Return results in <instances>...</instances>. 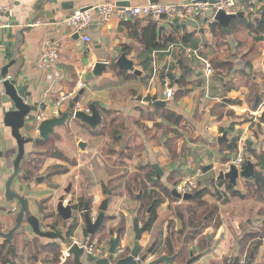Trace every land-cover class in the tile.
<instances>
[{
  "label": "crops",
  "instance_id": "0c3cea01",
  "mask_svg": "<svg viewBox=\"0 0 264 264\" xmlns=\"http://www.w3.org/2000/svg\"><path fill=\"white\" fill-rule=\"evenodd\" d=\"M105 1L111 0H0V6L6 9L4 20L11 26L10 28L0 29V212L2 210L11 211L10 220L0 221V232L2 233L7 234L13 229L16 217L20 212V205L18 202L8 203L3 200L5 186L13 174V164L18 155V146L15 139L12 137L11 129L6 127L3 123L5 114L15 110L14 104L5 95L2 86L5 80L2 77V72L5 67H9L7 78H11L10 80H17L18 86L28 87L26 93H29L31 96L26 99V102L32 107V113L29 119L32 127L31 131L35 138L38 137L36 128L40 123H38L34 117L38 112L41 110L47 111L48 114L52 115L49 117L51 119L54 117L52 113L56 109V104L61 101L64 96L74 95L71 99L63 102L59 110V117H57L60 118L63 114L71 110L74 99L84 91L79 101L84 109H88L92 102L99 101L108 105V109L104 110L99 108L103 117V112L110 111L112 113L111 117H125L126 122L133 120L140 121V123L144 125V128L148 130L146 133L150 131V136L147 137V134L140 130L142 128H137L134 122L132 124V130L130 124L128 126L126 125L131 135L136 139V143L134 142L129 146L141 144L145 150L141 157L134 155L133 158H129L124 155L120 158V156H116V154L113 157L119 158L122 162H125L124 167H128L129 161L134 159L147 160L148 162L145 167L150 166V164L152 168L153 165H158L164 172L163 179V176L160 179L157 173L159 180L171 191L175 188L177 182L170 183V178L177 177L183 180V178L187 176L195 177L198 183V178H200L203 188H212V184L216 185V183H218L217 179L220 173L228 172L232 162L238 156H242L243 158L245 156V160L252 161L258 165L257 168L261 165L259 158H249V156L245 154V145L248 142L253 143L250 147L257 152L258 156H264V124L260 122V117L264 113V98L260 106L253 111L247 102L248 91L246 89L242 88L240 90H232L231 92L225 93V87L216 80L215 74L209 83V89H207L202 64L193 57V54H188L186 52L187 49H189L191 53L196 51L198 55L210 61L204 54H212L213 50L215 51L211 27L205 26L202 22L196 21L188 16L185 19L177 21L162 19L159 22H153L151 20V22L158 25L160 30L159 38L162 40V43H170H167L168 46L164 50H157L149 53L145 50L143 44L129 35L130 32L123 22L125 20H122L119 14H116L106 23H101L99 20L94 21L93 26L96 25L98 27L93 30L90 28V36L92 39L90 45L84 44L81 39L75 40L72 32L63 25V21L74 11L88 9L104 3ZM114 1L126 3L122 7L131 8L149 3L177 5L194 0ZM127 3L129 6H127ZM247 6L248 5L242 4L236 7L234 12L244 13L245 16H248L250 14V9ZM260 7H264V5H259L257 8L259 9ZM132 19L134 18H129L128 21ZM35 23L37 24L35 25ZM142 26H146V23H143ZM253 39L259 46L261 45V47H263L262 50H264V35L253 37ZM48 40L57 42L60 45V61L56 70L53 71L44 70L42 68V61L46 51V42ZM122 54H125L127 58L134 63L135 70L139 71L141 73L140 75H135L133 72L121 71L112 62L113 56L120 57ZM261 55L263 58L262 67H259V69L255 71L258 72L259 75L262 73L264 74V51ZM99 61L108 62L110 64L108 69L101 77L87 81V75ZM182 61L190 66L187 70H191V72L187 75H191L189 81L193 83L191 81L193 80V84H195V87L194 85L190 87V95H195L196 98V103L194 105L191 103L192 106L188 105L190 103V95L177 103L173 101L174 99L166 101L164 97L166 87L162 75L166 74L165 71L167 72L172 65H179ZM113 66L117 67L118 71L112 70ZM185 71L181 72L179 68L175 69L178 77ZM122 72L128 76H133L135 79L124 81L120 76ZM230 79L225 78V81H229ZM107 80H109L108 86L104 87L102 82H106ZM117 82H121L122 85L120 86ZM254 83L260 85L262 84V80L256 77L254 78ZM174 88L177 93L178 87L175 86ZM115 89H117L116 92H118L119 89L126 90L127 93L123 94L125 98H115V93L113 92ZM134 91L138 94L134 95ZM207 93H209V98L206 97ZM184 100L186 101L183 102ZM158 101L166 102V105L154 106ZM223 102L228 103V105L224 110L225 114L219 117L218 113L222 110L218 109V105ZM201 104L204 107L203 111H205V116L199 115L197 118L195 111H193L192 116L187 114V112H191L193 107H198ZM161 107H166L167 109L175 111L178 115L185 116L184 124H188L186 127L192 129V133H196L195 137H191L190 141H192V144L187 145L189 138L186 139L187 141H181L178 151L176 150L173 156L166 147L167 138L164 139V141H162V138H159L157 142L154 141L158 137V131L161 130L156 128L155 125L165 122L160 118H157L156 121H148V118L146 119L140 113L143 111L144 114H155L157 117L156 110ZM187 107L189 109L184 111ZM74 122L82 123L90 131L95 130L97 137H103L102 135H98L101 131V126L97 129H91L81 121ZM184 124H182V127H184ZM163 125L168 126L167 124ZM232 126H235V130L230 133V128ZM56 129L51 134L50 139L53 134L56 133ZM226 131H228L229 142L219 144L218 140ZM256 133L259 135L257 138ZM235 137H239L238 152L231 154L229 145H233L231 140ZM119 138L120 144H123L125 142L124 136H120ZM50 139L48 141H43V143L37 146H27V155L21 165L22 174H25L27 170L25 169V165L28 161V157L34 153H44L41 149L46 148L51 141ZM201 141L206 145V148L203 150L206 152L205 154H212V159L214 158L208 163H201L200 160L193 159L195 154L199 153V150L193 148L200 146L199 143ZM85 152H82V154ZM189 153L190 155L188 156ZM109 154L112 155L111 153L105 155L110 157ZM48 157L47 159L56 158L53 155H49ZM58 157L60 158H56L55 160L60 161L61 158H63L61 156ZM125 160H127V162ZM205 168L209 170L205 171ZM41 169L40 167H35L34 172L37 170L35 173L31 170L33 176L28 183L33 186V190L23 194L30 202L31 213L38 216H41L43 211L41 208L43 200L51 197V184L55 176L53 172L52 175L48 173L46 176H43L41 175L43 169ZM68 173L69 169L57 174L65 176ZM36 178H44L45 181L39 185L35 182ZM19 182L26 183V181L24 182V179L21 178ZM245 185L246 181L240 179L238 181V186L235 188L246 194ZM18 188L19 185H16L13 190L18 191ZM221 189L224 190V188ZM218 190L219 189L215 188L213 191L212 188L211 194L213 197H217L216 194L218 195ZM167 200L169 201V204L166 203L168 209L175 204H185V202L181 200H177L178 202L172 201V203L169 199ZM207 201L209 202V200ZM162 206L163 204L159 208ZM253 206H261V204L252 199H231L229 204L225 205L223 208L219 207L221 212L223 210L226 212V214L220 216L222 224L219 228H208L201 236L202 238L205 237L208 239V248L205 251L210 250V252L195 264H224L225 259L229 261V259L233 260L238 257L240 253L239 242L243 235L256 232L262 227V223L255 213L256 210L253 211L251 209ZM15 208H17V212L14 213L12 209ZM170 222L174 223L175 230L179 229L180 224L174 217V213L173 215L171 213L169 218H165L162 221L157 218L154 224L151 225L150 230L143 236L141 242L143 251L146 252L156 240L159 241L158 246L160 245L162 241L161 235L162 233L164 235L168 234ZM120 229L123 230L121 235V249H124V247L126 248L128 239L130 240L131 238L130 234L133 233L132 236L134 240L135 234L134 230H125V228ZM120 229L115 232V235ZM16 234L13 239L15 249L18 248L15 242ZM28 236L31 239V243L36 238L30 235ZM111 238L110 236L107 242L108 245ZM151 239H153V242L148 244L147 241L150 243ZM4 241L5 240L0 237V244ZM82 241L79 243H83ZM58 244L61 246L62 250L69 247L67 244L61 242ZM29 245L31 244L29 243ZM29 245L26 248H29ZM192 249L195 250V255L205 252L201 251L197 246H193ZM161 254L156 255L150 261L160 257ZM15 258L16 264H28L25 262L21 263L17 253ZM259 258L264 262V245L258 249L255 255L256 262L262 264ZM30 260L32 262L31 264H44L46 261L36 253L32 255Z\"/></svg>",
  "mask_w": 264,
  "mask_h": 264
},
{
  "label": "trees",
  "instance_id": "16d2710c",
  "mask_svg": "<svg viewBox=\"0 0 264 264\" xmlns=\"http://www.w3.org/2000/svg\"><path fill=\"white\" fill-rule=\"evenodd\" d=\"M250 9V14L248 16H243L236 20L231 21L230 29L231 34L228 35L223 27L215 23L211 26V33L214 38V47L212 54H204L210 59L212 66L215 69V78L225 87V93L231 92L232 90H240L242 88L248 91L247 102L251 106L252 110H256L263 101L264 98V74L252 75L253 71V61L254 58L261 54L262 51H259L261 45L259 46L253 37L264 35V7H251L247 6ZM257 8V9H256ZM126 28L129 30V35L136 39L138 42L143 44L145 50L149 53H152L157 50H164L167 48L170 42L162 43V40L159 38V28L158 25L151 22L150 19L143 18H134L131 21H123ZM143 23H146V26H142ZM248 50V51H246ZM235 52V53H234ZM240 54V55H239ZM239 58V65L236 66L235 61ZM179 68L181 72L190 68L188 64L182 61L179 65H172L168 71L162 75V79L168 76L172 85L178 87V91L174 96L175 101H179L191 92L190 87L193 85L189 81L191 75L184 76L183 74L180 77L177 76L175 69ZM112 70L118 71L117 67H112ZM124 81H130L135 79L133 76H128L125 73H120ZM231 77V79H230ZM260 78L262 84L254 83V78ZM225 78H229V81H225ZM138 94L134 91V95ZM237 104V103H236ZM228 103H220L218 109H221L218 113V116H223L224 110L226 109ZM230 105V104H229ZM235 105V104H234ZM155 106V105H154ZM141 111V110H140ZM104 117L102 115L101 131L98 135L106 136L110 132L113 140L116 144H120V136H123L121 133L123 130H127L126 127V118L125 117H111L112 113L105 111ZM148 121H156L157 118H160L165 123L156 124L155 127L158 129L166 128L167 124L169 127H180L184 124L185 119L183 116L178 115L175 111L167 109L166 107H161L156 110L157 117L149 113L144 114L143 111L140 112ZM260 122L264 124V113L260 117ZM134 123L139 128L144 127L140 121H134ZM188 125V124H187ZM186 124L183 126L186 127ZM235 126L230 128V133L234 132ZM169 130V128H167ZM95 130H92V132ZM259 135L256 133V138ZM170 140H175L174 137H170ZM178 140V139H177ZM167 140L166 147L173 156L175 150L169 145ZM138 157L142 156L145 148L138 144ZM229 150L231 154L238 152V148H235L234 145H229ZM246 155L249 158L254 157L258 158L257 152L250 146L245 145ZM136 146H127L125 148L124 154L121 153L120 158L124 155L129 158L136 156ZM111 157L115 156V153H111ZM122 156V157H121ZM248 158V159H249ZM247 159V158H246ZM245 160V156H244ZM248 161L245 160V166ZM124 165V163H121ZM244 166V167H245ZM258 166V165H256ZM147 171V179L152 184L149 187L147 184L142 183L139 176H134V179H131L127 184L128 193L132 194L133 192H138L140 190L144 191L146 196L152 199V208L153 215L150 220V227L157 220V209L164 204V201L170 199L173 202H178L172 195V192L169 188L162 185L157 172L152 168V166H147L143 168ZM209 170L205 168V171ZM24 172V171H23ZM26 177L30 179L33 175L30 170L25 172ZM170 183L181 182L182 179L177 180V177L170 178ZM246 181V194L242 193L240 190L233 187L227 181H218L216 185L212 184L213 190L216 189H225V194L220 196L222 205H227L231 202V199H240L248 200L252 199L261 206H253L251 209L255 211L259 217L262 227L256 232H250L243 235L240 240V253L239 256L233 259V264H239L240 260L244 257L247 258V261L250 260L252 254H257L258 249L263 245L264 242V171H258L255 177L251 180ZM212 188H203L199 187L194 192L195 197L185 202L184 210L176 209L174 212V217L178 220L180 227L178 230H175L173 222L169 223L168 234L164 235L162 233V241L156 250V255H167L170 257H175V264H187L190 258V252L195 251L192 249L193 246H197L201 251H205L208 248V239L201 236L204 232L210 228H219L222 224L220 215H218V209L220 206L215 207L213 211L209 210L210 203L207 201L206 197L212 195ZM159 190L161 198H158L157 191ZM219 195V192H218ZM149 227V228H150ZM150 230V229H149ZM196 242V244H195ZM36 250L44 249L46 252L53 256L52 260H46L44 264H59L60 257L62 255V248L60 245L53 246H44L41 245L39 239L31 243ZM29 245V244H28ZM15 248L14 242L4 241L0 244V264H16V258L13 257L12 250ZM33 260V258H32ZM226 264L228 259H225ZM66 264H73L70 259Z\"/></svg>",
  "mask_w": 264,
  "mask_h": 264
},
{
  "label": "rangeland",
  "instance_id": "374dc122",
  "mask_svg": "<svg viewBox=\"0 0 264 264\" xmlns=\"http://www.w3.org/2000/svg\"><path fill=\"white\" fill-rule=\"evenodd\" d=\"M262 48L263 47H260L259 51L263 52L264 50H262ZM261 56L262 55L259 54L254 58L253 71H251L252 75L258 74V72L255 71L259 69V67H262L263 58ZM235 64L236 66L239 65V58L235 61ZM191 81L194 83L193 80ZM108 83L109 80H107L106 82H102V85L104 87H107ZM117 83L120 84V86L122 85L121 82H117ZM193 83L191 84L193 85ZM116 90L117 89L113 90V92L115 93L114 94L115 98L117 99L120 97L125 98L123 94L127 93L126 90L119 89L118 92H116ZM190 97H191L190 103L188 105L192 106L191 103H193L194 105L196 103V98L195 95L192 96L190 95ZM183 99L179 101H175V100L173 101L177 103L182 101ZM185 101L186 100H184L183 102ZM203 108L204 107L201 104L198 107H193L191 112L190 113L187 112V114L192 116L193 111H195L197 118L199 115L205 116V111H203L204 110ZM187 109L189 108L188 107L185 108L184 111ZM133 122L134 120L126 122L127 126L130 124L131 130H132ZM141 128L142 129L140 130H142L143 133L147 134V137H149L150 131L146 133L148 130L145 129L144 127ZM167 128H169V130ZM91 131L80 122H74L72 120L68 121V123L63 127H59L58 129H56V133L53 134L49 144L46 146V148L41 149L42 151H44V153L38 152L28 157V161L25 165V169L30 171L32 170L34 172L35 167H40V169L41 168L43 169V170L41 169L43 172L41 173V175L43 176H46L48 173H50V175H52V172L55 173V176L52 179V184H51V191H50L51 197L48 199H44L41 206L43 211L40 217H42L44 221L43 228L45 230H51L52 228H55L57 229L58 233L64 236H66L68 230H72V232L69 235L72 237L69 239H71V241L74 242L75 241L81 242L82 240H83L82 242H84L87 236L85 234V223L81 217H77L74 221L71 220L68 221L67 223H64L62 219L56 215L57 213L56 207L59 201V196L64 193V188L68 184L73 183L74 191H76L78 195L80 194L83 195V199L85 201L88 200L91 206L95 208V210L98 208L99 203H101L103 200L108 198L106 189H109L113 193V196L109 198V208L106 213L107 220L104 223L103 231L101 234L95 237V239L97 238L100 241L97 242V239L96 240L94 239L92 242L94 243L95 246L96 245L101 246V249H103L104 256H106L109 249V245L107 242L110 238V231L117 232V230L120 228H125V230L129 229L130 231L133 230L132 229L133 219L135 217H138L140 223L143 224V222L147 221L148 219L147 210L151 209L150 205L153 204L152 199L147 197L145 192L142 190L138 192H133L132 194L128 193L127 184L130 182L131 179H134V176H139L142 183L144 184L147 183L149 187H151L152 184L147 179V171L140 169V168H146L145 166L146 163L148 162L147 160L134 159L129 161L128 167H124V165H121V163H125V162H122V160H120L119 158L111 157V156L108 157V155H105L108 153H115L116 156L121 155V153L124 154L123 152L125 151V148L127 146L132 145V143L134 142L136 143V139L131 135L129 129L123 130L121 132L125 138V142L123 144H116L112 136H110V132L106 136L102 135L103 137H97L96 134ZM158 132H159L158 137L154 141L157 142L159 138H162V141H164V139L167 138L169 141L170 137H174L175 140L173 141L170 140L168 144L171 145V147L175 151L176 150L178 151L181 141H187L186 139L188 138H189V142L187 143V145L192 144V141H190L191 137L192 136L195 137L196 135V133L195 134L192 133V129H190L189 127H182V126L180 127L166 126V128L163 129L161 128V130ZM80 142L86 143V148H85L86 152L84 154H82L83 151H81L79 147ZM199 145L200 146L193 148L199 150V153H196L193 159L194 160L198 159L200 160L201 163H208L209 161H212L214 159V158L212 159V154L206 155L205 154L206 152L203 151L206 148V145L203 144V141H201ZM137 146L138 145H136V152L135 151L134 152L138 156ZM49 155H53L56 158H60L58 156H61L63 157L61 158V160L63 161L61 160L57 161L55 160L56 158L47 159ZM189 155L190 153L188 154V156ZM125 161L127 162V160ZM67 169H69V173L67 175L63 176L57 174ZM163 178L164 176L162 177V179ZM198 181H199V187H203L202 183L200 182V178H198ZM161 184L164 185L162 182ZM156 191L158 194V198H161V194L159 190ZM218 191H219V195L216 194L217 196L216 198L213 197L212 195H208L206 197V199L209 200L210 203L209 205L210 211H213L217 206H220V208L224 207V205L221 204L223 198L220 199V196L222 197V195L225 194V189L224 190L219 189ZM170 202L172 203L171 200ZM166 203L169 204V201L168 200L164 201L163 206L159 208L157 211V218L160 219V221H162L165 218H169V216H171V213L173 215L176 209L184 210V208L186 207L185 204L182 205L175 204L168 209ZM141 204L144 205V210L138 216V210ZM220 208L218 209V215L221 216L223 214H226L224 210L221 212ZM10 213L11 211L2 210L0 212V221L10 220ZM75 229L77 230L75 231ZM130 235L131 238L130 240L128 239L126 248L124 247L125 255L129 254V252L131 251L134 245L135 240L132 236L133 233H131ZM39 241L44 246H51V245L53 246V244L59 245L58 243H60V241L59 242H51L48 240H39ZM15 242L17 243V247H18L16 249V253L18 254V259L19 261H21V263L25 262L31 264L32 262L30 258L35 253L44 260L53 259V256L48 252H46L44 249L36 250L33 245H29V248H26L28 244L31 242V239L29 238L28 234L25 232L24 228H22L16 234ZM152 242L153 239L150 240V243L147 241L148 244H151ZM260 262L264 264V262H262V259H260ZM224 264H226L225 261ZM253 264H258L256 262V259H254Z\"/></svg>",
  "mask_w": 264,
  "mask_h": 264
},
{
  "label": "water",
  "instance_id": "95a60500",
  "mask_svg": "<svg viewBox=\"0 0 264 264\" xmlns=\"http://www.w3.org/2000/svg\"><path fill=\"white\" fill-rule=\"evenodd\" d=\"M208 1V0H203ZM156 2V1H155ZM211 5L219 4L220 1H208ZM126 3L117 2L119 7L124 6ZM127 6L129 4L127 3ZM216 11V9H214ZM245 16L244 13H234V14H227L224 11H218L216 13V22L220 24L224 31L230 35V23L233 20L241 18ZM165 19V17H163ZM98 26L92 25L91 30L97 28ZM73 38L75 40H80L79 34H74ZM112 62L124 72H133L135 75H140L141 73L135 70L134 63L130 61L125 54H122L120 57L113 56ZM109 63L105 61H99L94 65L92 71L87 75L86 80L90 81L95 78H99L104 75L105 71L109 67ZM8 68L5 67L2 72V77L5 79L2 83V86L5 91V95L9 98V100L14 104L15 110L7 112L4 117V125L11 129L12 137L15 139L17 146H18V155L14 161L13 167V174L9 178L5 186V195L3 200L11 203V202H18L20 205V212L16 217L15 226L13 229L5 234L0 232V237H2L5 241H12L16 233H18L22 228H24L25 232L33 237H36L39 240H48L51 242H61L63 244H67L69 247V254L73 260L74 264H175V257H170L167 255H161L160 257L150 261L153 257L156 256L157 246L159 241L156 240L153 245L145 251L142 250L141 242L143 240L144 234L149 229V222H145L143 225L140 224L139 219L136 217L133 221V230L135 234V242L134 246L130 251V254L122 258L116 263L113 260H116L115 256L121 250V235L123 230H119L118 233L115 235L114 231H110V236L112 237L109 242V249L106 254V257H98L97 255H93L89 253V240H85L83 243L71 241V239H67L66 236L57 233L52 230H45L43 228V219L38 215H33L30 210V202L26 197L23 196L25 192L32 191L33 186L28 183L30 179L25 178L26 175L22 174L21 165L22 162L25 160L27 155V146L28 145H40L43 141H48L51 137V134L54 132L56 128L64 126L70 120L74 121H81L87 124L91 129H97L101 126L102 123V115L100 109H108V105L94 101L89 105L90 114H87L85 111H75V105L79 103L80 96L84 93L82 91L73 101V105L71 110L67 113L63 114L60 118L53 117L48 119L39 124L36 128V132L38 137L35 138L31 129L30 123V115L32 113V107L26 102L31 95L26 93V89L28 87H21L18 86L17 80H6L8 75ZM191 70H187L183 73V75H187ZM180 77V76H179ZM140 100V98H139ZM163 106L166 105V102L158 101L155 103V106ZM238 141L239 137H235L231 140V143L234 145L235 148H238ZM223 142H229L228 139V131L224 133V135L218 140L219 144ZM246 145L252 146L253 143L248 142ZM79 147L83 152H85L86 143L81 142ZM259 162L260 167L257 168L256 164L252 161H248L246 166L242 171L232 164L228 172H221L218 181H227L233 187L238 186V181L240 179L244 180H251L255 177L258 171H264V156L259 155ZM153 169H155L161 178L164 175V172L160 169L158 165H153ZM24 177V178H22ZM24 179L26 183H20L19 179ZM45 181L44 178H36L35 182L37 184H41ZM19 185L18 191L13 190L14 186ZM172 195L175 199L181 200L183 202H188L192 200L195 195L194 194H186L181 195L177 192L174 188L172 191ZM112 194L109 192V196ZM109 208V198L103 201L100 207V214L96 221L92 219L89 213L85 216V223L87 228V234L90 237L96 235L98 231H100L101 227L104 226L105 219H107L106 213ZM57 214L61 217L64 222H68L74 218L73 208L71 203L66 204L65 198H59L57 207H56ZM13 257H15L16 249L12 250ZM103 252V251H102ZM145 252V253H144ZM210 250L205 251L199 255H195L193 251L190 252V258L187 264H195L203 257L208 255ZM255 259V255L252 254L250 261L248 264H253Z\"/></svg>",
  "mask_w": 264,
  "mask_h": 264
},
{
  "label": "built area",
  "instance_id": "2783aa9c",
  "mask_svg": "<svg viewBox=\"0 0 264 264\" xmlns=\"http://www.w3.org/2000/svg\"><path fill=\"white\" fill-rule=\"evenodd\" d=\"M242 4L258 7L259 5H264V0H221L219 4L211 5L208 1L203 0H194L186 2L183 4H160V3H149L146 5L135 6V7H119L117 2L114 0L105 1L99 5L93 6L88 9H81L74 11L69 17L63 21L65 25L72 34H79L80 39L86 45L91 44L90 28L94 24L95 20H99L101 23L109 22L112 17L116 14H119L122 20L128 21L129 18H147L153 22H159L165 17L166 20L177 21L185 19L187 16L202 22L205 26L211 27L216 22V13L218 11H224L227 14H234V9ZM216 9V11H214ZM6 9L0 6V29L1 28H10L4 20V13ZM37 23H35L36 25ZM32 25V26H35ZM188 54H193V57L202 64L203 72L206 80L207 89H209V83L215 74V69L210 63L209 60L198 55L195 51L191 53L189 49L186 50ZM60 61V45L57 42L47 41L46 42V51L42 61V68L44 70H56L58 63ZM1 71V68H0ZM11 78H6L10 80ZM164 83L166 91L164 93L165 100H172L176 94L175 88L172 85L171 79L166 76L164 78ZM74 95L64 96L61 101L56 104V109L52 113L54 117H59V110L63 102L71 99ZM207 98H209V93H207ZM75 111H85L87 114H90V110L84 109L80 102L75 105ZM52 116L48 114L47 111L41 110L38 112L34 119L38 123H42ZM239 171H242L245 166V160L242 156H238L233 162ZM199 183L196 178L193 176H187L183 180L175 185V189L181 195L194 194L198 188ZM12 212H17V208L12 209ZM69 248L65 249L60 257L59 264H66L70 257ZM89 253L96 255L92 247L88 248ZM227 264H233V260L229 259ZM239 264H247V258L244 257L240 260Z\"/></svg>",
  "mask_w": 264,
  "mask_h": 264
},
{
  "label": "flooded vegetation",
  "instance_id": "af4514ba",
  "mask_svg": "<svg viewBox=\"0 0 264 264\" xmlns=\"http://www.w3.org/2000/svg\"><path fill=\"white\" fill-rule=\"evenodd\" d=\"M87 125V124H86ZM88 126V125H87ZM89 127V126H88ZM147 184V183H146ZM106 193H107V196H108V198H110V197H112L113 196V193L109 190V189H106ZM109 192L112 194L111 196H109ZM61 197H64L65 198V203L66 204H68V203H71V206H72V208H73V214H74V218L72 219V221H74L77 217H81L82 219H83V221H84V223H85V216H86V214L87 213H89L90 214V216L92 217V219H94V221H96V219L98 218V216H99V214H100V207H101V205H102V203H103V201H105V200H103L101 203H99V205H98V208L95 210V208H93L92 206H91V204L89 203V201L88 200H84L83 199V195H78L77 194V192L76 191H74V189H73V183H70V184H68L65 188H64V193L63 194H61L60 196H59V198H61ZM140 198V197H139ZM153 206L152 205H150V208L151 209H148L147 210V216H148V219H147V221L149 222V227H150V220L152 219V211H153V208H152ZM144 210V205H142L141 204V206H140V208H139V210H138V216H139V214H141L142 213V211ZM56 215L59 217V218H61L57 213H56ZM107 216V215H106ZM136 218V217H135ZM134 218V219H135ZM138 218V217H137ZM139 219V218H138ZM105 220H107V219H105ZM63 221V220H62ZM71 221V220H70ZM134 221V220H133ZM147 221H145V222H147ZM64 222V221H63ZM145 222H143V224L145 223ZM64 223H67V222H64ZM143 224H141V225H143ZM70 227H72V226H70ZM150 229V228H149ZM149 229H148V231H149ZM52 231H55V232H57V229H55V228H52L51 229ZM77 229H75V231H76ZM74 231V232H75ZM102 231H103V227H101V229H100V231H98L97 233H96V235H94L93 237H90L88 234H87V228H86V223H85V234L87 235L86 236V238H85V240H89L90 241V245H89V247H92L93 248V251H94V253L98 256V257H100V258H102V257H106V256H104V253L102 252L103 251V249H101V246H99V245H94V243H92L93 242V240L95 239V237L97 236V235H99V234H101L102 233ZM72 232V230H68L67 231V234H66V238L68 239V238H71L72 236H69L70 235V233ZM58 233V232H57ZM97 239V238H96ZM95 239V240H96ZM84 240V241H85ZM100 240L99 239H97V242H99ZM57 244V243H56ZM97 244V243H96ZM129 254H130V252H129ZM128 254V255H129ZM128 255H125V250H120L119 252H118V254L115 256V258H116V260H113L114 261V263H116V261H118V260H120V259H122V258H125V257H127ZM255 255V254H254ZM70 261L73 263V260H72V258H70ZM250 261V260H249ZM249 261H247V264L249 263ZM74 264V263H73Z\"/></svg>",
  "mask_w": 264,
  "mask_h": 264
}]
</instances>
